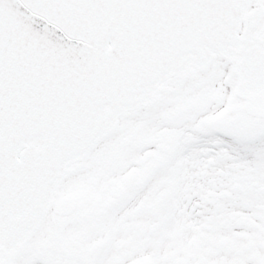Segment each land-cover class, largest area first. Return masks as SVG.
Segmentation results:
<instances>
[{"label":"snow or ice","instance_id":"obj_1","mask_svg":"<svg viewBox=\"0 0 264 264\" xmlns=\"http://www.w3.org/2000/svg\"><path fill=\"white\" fill-rule=\"evenodd\" d=\"M0 264H264V0H0Z\"/></svg>","mask_w":264,"mask_h":264}]
</instances>
